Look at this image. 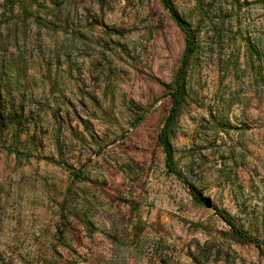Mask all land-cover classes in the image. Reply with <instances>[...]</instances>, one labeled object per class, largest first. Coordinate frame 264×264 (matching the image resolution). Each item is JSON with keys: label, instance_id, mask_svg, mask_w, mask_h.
<instances>
[{"label": "rangeland", "instance_id": "1", "mask_svg": "<svg viewBox=\"0 0 264 264\" xmlns=\"http://www.w3.org/2000/svg\"><path fill=\"white\" fill-rule=\"evenodd\" d=\"M171 1L200 41L180 179L158 133L184 41L159 0H0V264H264V0Z\"/></svg>", "mask_w": 264, "mask_h": 264}, {"label": "trees", "instance_id": "2", "mask_svg": "<svg viewBox=\"0 0 264 264\" xmlns=\"http://www.w3.org/2000/svg\"><path fill=\"white\" fill-rule=\"evenodd\" d=\"M18 2H20V0H11L12 5L17 4ZM159 2L163 7V9L168 12L171 20H173V22L182 32L183 41H184V50H183L181 62L175 73L173 83L171 86V91H169L168 93L171 99V105L168 114L165 118V121L158 133V143L162 148L163 153L165 154V166L168 169V171L172 172L173 174L176 175V177L180 179L181 175L176 171L173 163V157H172L173 149L169 141V136L171 133V128L176 121L180 107L184 100L185 80L191 59L200 48L199 30L193 29L192 26L187 21H185L183 18L179 16L171 0H159ZM262 54L263 51L260 49V47H258V45L256 44L252 45L250 41L246 42L244 60L248 67L254 68V65H257V67L259 68L260 58ZM253 75H254L253 79L257 82V80H259V78L262 76V73L259 69V71L254 72ZM260 82H262V80ZM2 116L3 115H0V123L3 120ZM18 121L19 120L15 119V121L13 122L14 128L15 126H17ZM6 150L11 154H16V155L20 154L16 149L13 148L8 147ZM189 188L194 200L198 203H203L204 199L200 197V195L195 191V189L193 187H189ZM219 216L230 227L231 236L235 240L253 244L258 249L262 248L263 245L261 241L250 235L248 232L244 231L242 228L238 227L228 215L220 213Z\"/></svg>", "mask_w": 264, "mask_h": 264}, {"label": "water", "instance_id": "3", "mask_svg": "<svg viewBox=\"0 0 264 264\" xmlns=\"http://www.w3.org/2000/svg\"><path fill=\"white\" fill-rule=\"evenodd\" d=\"M206 206H207V207H211V203L207 202V203H206Z\"/></svg>", "mask_w": 264, "mask_h": 264}]
</instances>
